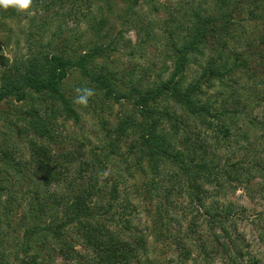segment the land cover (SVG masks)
I'll use <instances>...</instances> for the list:
<instances>
[{
  "label": "trees",
  "instance_id": "1",
  "mask_svg": "<svg viewBox=\"0 0 264 264\" xmlns=\"http://www.w3.org/2000/svg\"><path fill=\"white\" fill-rule=\"evenodd\" d=\"M120 1V5L126 4L121 24H131L139 33L140 41L152 38L145 25L147 19L141 15L139 18L137 6L143 1L160 12L163 0ZM213 1V10L199 16V21L181 38L177 31L173 36L174 30L167 29V21L162 25L169 44L167 61L171 63L172 73L165 74L158 88L153 87L154 82L134 81L133 73L118 66L115 70L112 68L109 60L114 51L120 53L122 41L127 43L129 39L125 38L124 31L110 35L106 17L101 12L102 3L106 10L113 9L110 2L32 0L25 15L39 26L44 36L52 33L51 38L61 37L59 42L63 46L61 50L47 53L36 49L29 52L26 70L7 75L0 84V104L6 101L33 103L29 110H24L27 124L23 132L36 140L28 143L26 153H22L10 138L0 141V211L3 208L0 219L12 228V214L15 210L22 213L17 224L21 230L18 264H155L149 258L147 235L140 227L139 209L133 202L138 194L136 190H140L138 197L154 198L149 189L153 186L159 188L161 198L178 195L205 209L210 219L207 221L210 237L218 246L212 251L222 255L225 264L247 261L248 264H264L255 254L243 253L240 249L242 240L239 243L241 237L234 225L237 207L227 200L233 188H246V184L260 189L259 192L264 189V114L262 117L255 114L264 101V95L256 92L260 88L259 79L264 76V0H248L244 6L241 2L229 6L228 0ZM95 11L100 15H94ZM20 14L22 11L15 7L0 6V17L6 20L20 18ZM242 21L256 25L253 36ZM237 22L240 32L233 29ZM82 23L86 24V31L80 28ZM184 26L180 24L179 28ZM208 42L216 56L225 59L226 66L214 62L217 66L213 63L211 70L218 72L213 74L198 62L195 80L188 83L191 55L196 52L204 58L200 45L208 48L205 46ZM131 43L129 50L135 45ZM53 45L51 42L50 46ZM73 69L79 71L94 93L95 90L102 92L109 104H135L146 120L138 122L134 116L125 115L117 118L112 128L105 115L109 104L99 105L93 95L87 107L100 116L104 136L100 144L92 148H85L88 142L70 148L60 138L54 119L55 114L63 116L72 111L73 96H66L70 93L65 94L63 87ZM217 75L228 82L218 92L219 108L210 104L195 106L193 92L212 82ZM148 81L149 77L146 83ZM86 83L84 87L89 88ZM128 83L132 86L125 89ZM245 91L253 98L246 100ZM162 98L191 110L200 125L197 122L192 127L188 116L181 118L177 111H171L169 104L162 105ZM111 112L112 109L109 114ZM239 115L243 116L248 131L236 130L234 120ZM76 121L80 118L76 117ZM162 123L171 128L183 126L184 132L178 134L183 136H178L177 140L173 134L174 144L171 131ZM13 125L14 137L22 136L20 126L15 122ZM254 129L259 132L251 136L250 131ZM136 135L140 142L129 141L128 151H124L128 140ZM241 140L244 145L238 154L233 145ZM176 143L182 150L177 149ZM106 151L119 157L117 161L127 155L136 158L122 172H115L111 185L109 176L101 177L105 172ZM143 156L147 167L153 169L154 179L132 189L133 184H126L129 178L136 181V170L144 167ZM167 160L172 169L166 171ZM155 174L160 175V179L163 174L162 185ZM131 189L134 192L128 193ZM163 215L159 206L148 217L158 222ZM195 227L197 224L193 223V233L198 230ZM233 228L238 231L235 235ZM2 234L8 235L7 232ZM177 243L178 248L182 246L187 250L186 239ZM201 246L205 251L209 248L206 240ZM0 264H12L3 252H0Z\"/></svg>",
  "mask_w": 264,
  "mask_h": 264
},
{
  "label": "rangeland",
  "instance_id": "2",
  "mask_svg": "<svg viewBox=\"0 0 264 264\" xmlns=\"http://www.w3.org/2000/svg\"><path fill=\"white\" fill-rule=\"evenodd\" d=\"M112 5V10H106L105 3H102L101 10L103 15L106 17V23L108 28L110 29V35L118 32H125V38L129 39L126 43L122 41V49L120 53L114 51L113 57L110 58L109 62L112 65V68L115 70V66L121 68V70L129 71L128 73H133L131 75L134 81H141L144 84H153V87L160 88L163 79L165 78V74L171 70V63L167 61V52L168 42L164 37L163 24L167 21L166 26L167 29L177 31L179 37L185 36L186 30H191L198 21L199 16H203L206 12L213 10V0H163V4H161L160 12H156L152 10V8L143 3V1L139 2L137 6L138 15L140 18L147 19V28L152 33V38L143 39V41L139 40V33L135 28H132L131 24H121L124 14H125V6L126 4L121 3L120 0H107ZM157 1V0H155ZM229 6L230 4L240 3L244 4L248 0H228ZM115 3H117L115 5ZM171 4V5H170ZM164 6V7H163ZM163 7V8H162ZM22 14L18 17L20 18H12L5 19L0 17V84L4 77L10 74L24 72L27 67V58L29 56V52H35L34 50H42L43 52H51L52 50L57 51L61 50L60 47L63 45L59 42L60 38H51L52 33H48L44 36L41 33L38 25L32 23L29 20V16L25 15L28 11L20 10ZM174 15L171 17V14ZM99 14L98 12H94V15ZM200 14V15H198ZM144 16V17H143ZM171 17V18H170ZM140 18V19H141ZM139 19V20H140ZM134 20V19H133ZM78 22L76 21L74 25L76 26ZM185 25L184 28L179 25ZM246 30L248 29L251 36L255 34L256 25L252 22H244L242 21ZM236 23L234 26V30L240 32L241 27H239ZM72 25V24H71ZM80 27L82 30L86 31V24L82 23ZM149 25V26H148ZM79 29V27H78ZM80 30V29H79ZM39 31V34H38ZM81 31V30H80ZM260 32V30H259ZM264 32V31H263ZM57 33H59V29L57 28ZM187 33V32H186ZM50 34V35H49ZM61 35V34H60ZM32 36V37H31ZM64 36V34L62 35ZM29 37V38H28ZM74 38V37H72ZM134 45V50L127 49L128 45L131 43ZM53 42V46H50V43ZM63 42V41H62ZM131 43V44H132ZM59 47L57 48L56 46ZM201 51L204 52L205 57L202 58L199 54L194 52L191 55L187 76L189 78L188 83L194 82V76L198 73L197 67L198 62H201V66L205 67L207 72H212L211 67L214 62H217V65L226 66L225 59H221L214 51L211 50V45L208 42V48H203L202 44ZM135 55H132V54ZM101 60H98L100 64ZM264 59H262V63ZM215 64V63H214ZM216 65V64H215ZM216 65V66H217ZM229 66L226 68L228 69ZM127 69V70H126ZM218 72V71H213ZM264 74V70H263ZM218 76V75H217ZM214 77L213 81L210 83H206L202 86V89H199L193 92L192 98L194 100V105L200 107L202 105L210 104L212 107L219 108L218 104L220 103V99H218V92H220L226 85L227 80L222 77ZM149 81L146 83V81ZM246 81L248 78H245ZM261 83L259 84L258 92L259 96L264 95V76L259 79ZM139 82V83H141ZM83 78L81 77L78 70H71L70 79L66 82L63 87V91L66 94L67 92L70 95L66 94V96H73L71 100L72 111L64 113L63 116L55 114L54 124L58 129V133L60 138L64 140V143L67 144L70 148L80 145V142L86 143L85 148H92L93 146H97L100 144V138L102 139L104 136L103 131V123L100 120V116L96 115L97 113L93 112L92 109H89L86 104H77L74 103L75 92L77 88L84 87ZM138 83V84H139ZM89 85V83H86ZM129 84V83H128ZM131 84L126 88H130ZM88 88V87H87ZM89 88H93L89 85ZM94 92V91H93ZM96 101L98 104H109V101L104 98V94L95 90ZM92 95V96H93ZM244 95L246 100L249 98H253L250 95L249 91H245ZM92 96L90 98H92ZM90 98L88 102H90ZM162 105L169 104L171 107V111L175 110L182 118L183 116H188V122L195 127L197 122L195 118V114L191 112L188 108L185 109L179 105H177L173 100L165 101L163 98L161 99ZM114 103V102H113ZM31 101L22 102V104L14 103L13 101H6L0 104V141H5V137L11 139V142H14L16 146L22 153H26L27 145L30 141L36 140L34 136L31 134H27L23 132L26 127L27 121L25 120L26 115L24 110H29L32 106ZM110 109L112 112L109 114ZM255 114L262 117L264 114V101L261 103V106L255 110ZM105 115L107 116L108 126L115 128L117 118H121L122 116H134L138 122L142 120H146L144 114L140 111L139 107H136L135 104L130 102L123 103H114L109 104L107 109H105ZM76 117L80 118V121H76ZM237 123L236 130L248 131L249 128L245 124V120L242 115H239L234 120ZM17 123L21 132H23L22 136L14 137L12 130L14 128L13 123ZM186 125L187 123L184 122ZM166 125L169 131L172 133V142L175 144V137L183 136L178 135L182 134L184 131V127L180 126L179 128H171V125L168 126L167 123H162ZM200 125V123L198 122ZM228 124V123H226ZM230 125V124H229ZM188 126V125H187ZM258 130H251L252 134L256 133ZM146 132V131H145ZM259 132V131H258ZM174 134V135H173ZM260 134V133H259ZM139 135L132 136L124 147V151H128V143L129 141L137 140L140 142ZM177 145V143H176ZM243 141H239L234 143L233 148H236L235 152L240 153L243 146ZM177 149L182 150L177 145ZM223 152H227L226 149H223ZM109 154V155H108ZM144 154H141V156ZM105 156L103 158L105 164V172L101 174L102 178H109V185L111 182L114 184L113 179L115 178V172H121L126 169V165H132L135 162L134 157L127 155L125 159H121L117 161V156L110 154V152L106 151ZM141 162L144 167H139L136 170V181L134 179L129 178V183L126 185L133 184V188L136 185H142L143 183H151V180L154 179V174L152 173L153 169L147 167L146 157H141ZM169 161L167 160L164 164V168L167 171L169 169L168 165ZM172 169V168H171ZM169 169V170H171ZM173 169H176L173 167ZM116 170V171H115ZM139 170V172H138ZM111 173L112 175L110 176ZM157 179H160V175L155 174ZM162 178L159 180V185H162ZM166 181V180H165ZM166 183V182H165ZM244 187L233 188L227 198L228 201H232L236 205L235 210V221L234 225H237V229L239 233V237L242 240L241 250L243 253H253L259 258L263 260L264 263V189L260 191V189H256L254 186H250L248 184ZM128 190V193L134 192L133 190ZM152 191L151 195L155 196L154 198H141L137 195L140 190H136L138 194L133 198V202L135 206L138 207V220L140 227L144 230L143 232L147 235V244L149 251V258L155 264H225L224 257L222 255H216L212 248L217 246V242H213L210 233L211 230L207 227V221L209 217L205 214V209L203 207L199 208L194 205L188 198L180 197L178 195H174L172 198H161L160 194H158L159 188L155 186L149 188ZM127 191H124L126 193ZM132 195H130L131 197ZM211 199H208L207 203H210ZM14 206L17 205L16 201H13ZM152 205H150V204ZM161 207L163 218H161L158 222L153 221L149 216L155 210L156 207ZM0 214H3V208L1 207ZM21 211H14L12 214L13 227H8L5 222L0 219V234L2 232H7L8 235H3L4 238L0 235V252H3L7 256V260L12 264H18L16 256L20 255V228L18 227V222L20 220ZM193 223L197 224L196 232H192ZM14 228V229H13ZM205 229V230H204ZM17 230V233H16ZM217 228L215 229V231ZM210 232V233H209ZM213 232V229H212ZM260 236L262 238H260ZM186 239L187 250L182 246L180 248L177 247V241L180 239ZM260 242H258V239ZM206 240L208 243V250H204L202 248V241ZM250 245V246H249ZM10 254V255H9ZM9 255V256H8ZM249 257V256H248ZM247 257V259H248ZM248 264V261L247 263Z\"/></svg>",
  "mask_w": 264,
  "mask_h": 264
},
{
  "label": "clouds",
  "instance_id": "3",
  "mask_svg": "<svg viewBox=\"0 0 264 264\" xmlns=\"http://www.w3.org/2000/svg\"><path fill=\"white\" fill-rule=\"evenodd\" d=\"M31 2L32 0H0V6L5 8L12 6L18 10H25L29 8ZM76 93L74 103L82 105L86 104L88 99L94 94L93 89L87 87L77 88Z\"/></svg>",
  "mask_w": 264,
  "mask_h": 264
}]
</instances>
